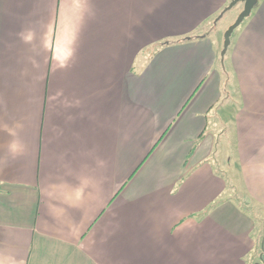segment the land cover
I'll return each mask as SVG.
<instances>
[{
    "label": "crops",
    "instance_id": "1",
    "mask_svg": "<svg viewBox=\"0 0 264 264\" xmlns=\"http://www.w3.org/2000/svg\"><path fill=\"white\" fill-rule=\"evenodd\" d=\"M226 2L0 0V264H264V0L222 56Z\"/></svg>",
    "mask_w": 264,
    "mask_h": 264
},
{
    "label": "rangeland",
    "instance_id": "2",
    "mask_svg": "<svg viewBox=\"0 0 264 264\" xmlns=\"http://www.w3.org/2000/svg\"><path fill=\"white\" fill-rule=\"evenodd\" d=\"M231 0H227L226 5H224L223 10L226 8V6L230 3ZM243 2H237L236 5H234L232 8L226 10L224 12V14H221L222 11L215 15V17L211 18V22H212V26L214 28H212L215 31H219L224 29L225 27H228L230 25V23L235 19H237V13L239 10L243 9ZM234 20V21H235ZM233 21V22H234ZM232 22V23H233ZM228 25V26H227ZM225 33V32H224ZM224 136L222 135L219 141H223L225 138H223ZM219 159V163H218V168L220 170H222V174L224 176V178L227 181V188L224 191V195L222 194V196H228L233 195V196H238V197H244L241 193V190H239V186H235L234 184L238 181H235V178L237 177V171L235 169H231L232 164H229V162L223 158L218 157ZM248 199V200H247ZM244 200L248 201L249 204H252L255 208V215L257 216L258 220L255 221L256 226H258L257 228V233H256V238L259 239V236L261 235V229H263L264 227V206L256 201H253L250 199L249 195H246V198L244 197ZM254 257H260L259 254H255ZM253 258V257H252ZM251 258V259H252ZM252 262H254V264H261V260L259 258H253Z\"/></svg>",
    "mask_w": 264,
    "mask_h": 264
},
{
    "label": "water",
    "instance_id": "3",
    "mask_svg": "<svg viewBox=\"0 0 264 264\" xmlns=\"http://www.w3.org/2000/svg\"><path fill=\"white\" fill-rule=\"evenodd\" d=\"M243 2V9L238 13L237 19L231 23L225 33H224V46L221 51L222 56L226 54V51L228 49V46L230 45L231 35L234 32V29L238 27V25L245 19V17H248L251 13L252 9L255 7L254 5L258 2V0H231L230 3L226 6V8L222 11L221 14H224V12L230 8H232L234 5L237 4V2Z\"/></svg>",
    "mask_w": 264,
    "mask_h": 264
},
{
    "label": "trees",
    "instance_id": "4",
    "mask_svg": "<svg viewBox=\"0 0 264 264\" xmlns=\"http://www.w3.org/2000/svg\"><path fill=\"white\" fill-rule=\"evenodd\" d=\"M241 203L243 204V206L246 210L251 212V214L255 215V208L252 204H249L247 201H244V200H242ZM259 239H262L261 236H259ZM260 243H262V240H260Z\"/></svg>",
    "mask_w": 264,
    "mask_h": 264
}]
</instances>
